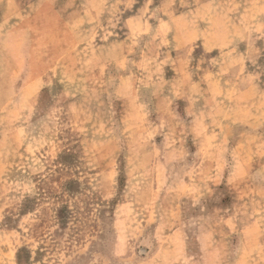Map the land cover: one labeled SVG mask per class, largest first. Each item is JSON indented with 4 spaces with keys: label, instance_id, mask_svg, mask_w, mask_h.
Listing matches in <instances>:
<instances>
[{
    "label": "rangeland",
    "instance_id": "1",
    "mask_svg": "<svg viewBox=\"0 0 264 264\" xmlns=\"http://www.w3.org/2000/svg\"><path fill=\"white\" fill-rule=\"evenodd\" d=\"M0 264H264V0H0Z\"/></svg>",
    "mask_w": 264,
    "mask_h": 264
}]
</instances>
